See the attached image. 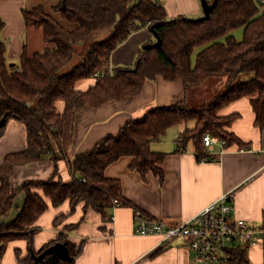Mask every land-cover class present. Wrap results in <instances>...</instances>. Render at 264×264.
<instances>
[{
  "label": "trees",
  "instance_id": "1",
  "mask_svg": "<svg viewBox=\"0 0 264 264\" xmlns=\"http://www.w3.org/2000/svg\"><path fill=\"white\" fill-rule=\"evenodd\" d=\"M53 9L72 28L65 26L43 5L23 12L27 27L43 31L45 51L30 55L25 50L19 68H10L6 61V44L0 41V138L10 119L26 125L28 146L22 152L11 153L0 166V252L4 253L12 240L27 238L32 249L35 227L48 205L39 191L53 206L70 200L72 212L81 202L85 209L93 208L104 220L113 208V199L125 202L121 182L109 178L106 169L122 157H133L131 167L144 177L148 173L164 179L162 164L165 153L153 152L151 143L166 135L170 127L195 122L182 133L183 144L192 141L199 158L205 156L203 136L207 133L218 139L225 149L248 144L231 131L229 126L239 117L220 111L230 103L254 96L255 126L264 130V14L255 0H217L209 19L193 21L181 16L168 18V12L156 0H57ZM213 0L212 2H214ZM0 18V33L5 27ZM148 27L159 35L160 46L144 49L134 68L110 69L111 53L132 33ZM244 27L241 42L230 33ZM94 32H106L107 38L87 43ZM222 38L226 41L223 42ZM52 46V47H51ZM197 48L196 60L193 53ZM76 54L80 61L71 70H62ZM162 76L165 80L181 81L185 86L184 101L154 108L140 119L129 120L119 134L107 136L96 147L70 161L72 179L57 176L58 163L68 155L75 136L76 115L82 109L96 107L110 100L137 96L146 80ZM226 78V87L213 93L211 101L195 106L189 99L190 90L205 78ZM96 77L88 91H78L80 79ZM66 104L61 114L57 102ZM51 158L56 168L46 181H26L17 188L11 186L14 168L41 159ZM83 178L86 181H82ZM26 193L25 204L9 224L2 221L11 215L17 196ZM64 216L56 218L59 223ZM57 242L68 243L71 261L50 260L48 264H75L82 247L69 242L61 234L41 249ZM250 247L241 245L229 249L226 264H251ZM26 264H34L33 254Z\"/></svg>",
  "mask_w": 264,
  "mask_h": 264
},
{
  "label": "crops",
  "instance_id": "2",
  "mask_svg": "<svg viewBox=\"0 0 264 264\" xmlns=\"http://www.w3.org/2000/svg\"><path fill=\"white\" fill-rule=\"evenodd\" d=\"M51 1L56 2L51 5L53 8L58 1ZM212 1L208 0L209 4ZM255 1L260 13L264 14V0ZM158 3L168 12L169 19L181 16L196 19L204 15L202 0H159ZM32 6L33 0H0V18L6 23L0 41L7 46L6 61L10 68L20 67L25 50L34 55L46 47L43 31L27 27L25 23L23 12L34 9H30ZM241 33L243 37L244 27L235 29L230 35L239 41ZM156 42V35L148 27L137 30L111 53L110 69L134 68L144 47ZM96 82V77L83 78L75 88L88 91ZM184 92L181 81H167L157 76L146 80L137 96L82 109L76 115L73 144L66 158L59 161L57 176L69 182L73 178L70 161L76 156L93 150L105 137L119 134L129 120L140 119L154 108L184 101ZM254 98L242 97L220 111L224 116L239 115L228 130L248 144V148L239 150L235 145L225 149L216 141L212 149L206 147V155L199 158L195 144L192 141L183 144L181 139L186 128L194 127L195 122H192L170 127L165 136L150 144L153 152L166 154L162 164L164 179L152 173L146 177L139 174L131 167L134 160L130 156L112 163L106 175L121 182L125 202L111 209L106 220L93 208L85 209V202L79 203L74 212L70 200L54 207L39 191L48 209L36 221L38 231L32 249L27 238L12 240L2 253L0 264H26L33 251L41 254V249L61 234H66L76 248L82 247L75 264H193L191 250L184 239L161 245V236L135 235L134 211L140 209L151 218L173 225L193 218L225 193L234 195L238 217L260 225L264 222V130L255 126ZM65 107L64 102H57L61 114ZM27 146L26 125L10 119L0 138V166L9 154L22 152ZM55 168L50 157L16 166L10 178L11 186L17 188L26 181L49 180ZM25 201L26 193L19 194L11 215L2 221H13ZM111 214L114 221L110 219ZM61 216L64 218L56 223L55 219ZM248 258L251 264H264V241L250 247Z\"/></svg>",
  "mask_w": 264,
  "mask_h": 264
},
{
  "label": "built area",
  "instance_id": "3",
  "mask_svg": "<svg viewBox=\"0 0 264 264\" xmlns=\"http://www.w3.org/2000/svg\"><path fill=\"white\" fill-rule=\"evenodd\" d=\"M216 141L220 142L209 133L203 136V142L210 149ZM112 205L114 210L122 204L115 198ZM110 219L115 220L112 214ZM133 219L135 235L161 236V245H168L175 239H184L191 250L193 264H226L225 257L229 249L241 245L254 247L264 241V222L256 225L238 217L232 193L223 194L188 221L173 225L151 218L140 209H135ZM2 255L0 252V261Z\"/></svg>",
  "mask_w": 264,
  "mask_h": 264
},
{
  "label": "rangeland",
  "instance_id": "4",
  "mask_svg": "<svg viewBox=\"0 0 264 264\" xmlns=\"http://www.w3.org/2000/svg\"><path fill=\"white\" fill-rule=\"evenodd\" d=\"M53 3L55 4L56 2L51 1V0H33V6L30 9H32L36 6L43 5L46 8L48 13H50L51 15H54V17H56L58 20H60L65 26L72 28L73 26L70 25L66 20H62L61 15H59V13L56 12L52 8L51 5ZM108 34L106 32L105 33L104 32H94L93 35L90 36L89 38H87L86 41L79 43L77 49L80 50V49L84 48V46H86L87 43H90L93 41L104 40L107 38ZM234 35H236V34H234ZM242 38L243 37H242V33H241V37L239 39V42H241ZM222 41L225 42L226 39L222 38ZM49 46L46 45V47L41 49V50L45 51ZM31 50H32V48H31ZM199 51H201V48H197L194 51V53H193L194 60L196 59L197 53ZM80 57H81L80 54H76L74 56L73 60L65 66V68L62 70V72L64 73L65 71L71 70L73 68V66L80 61V59H81ZM226 81H227L226 78H223L220 76H212V77L205 78L202 81H200L197 85L192 87V89L190 90L189 99L191 100V102L195 106H199L201 104L209 103L212 100L211 96L213 95L214 92L219 91V90H223L226 87V85H227ZM191 124H193V123L192 122L188 123V125H191ZM8 224H9V222H8Z\"/></svg>",
  "mask_w": 264,
  "mask_h": 264
},
{
  "label": "water",
  "instance_id": "5",
  "mask_svg": "<svg viewBox=\"0 0 264 264\" xmlns=\"http://www.w3.org/2000/svg\"><path fill=\"white\" fill-rule=\"evenodd\" d=\"M156 1L158 2L159 0ZM202 3H203L204 15L201 17H197L196 19H192L195 22L209 19L211 13L213 12V9L216 6L217 0H215L210 4L208 0H202ZM152 31L157 37V42L146 45L144 49H151L153 48V46H160L162 44V41L159 38V35L154 31V28H152ZM6 123L7 120H5V118H2L0 120V127L4 126ZM32 254L34 257V264H48L50 260H56V259H62L65 261H71L72 259V255L68 248V243H63V242H57L55 245H52L46 248L45 250H43L41 254H36L34 251L32 252Z\"/></svg>",
  "mask_w": 264,
  "mask_h": 264
}]
</instances>
